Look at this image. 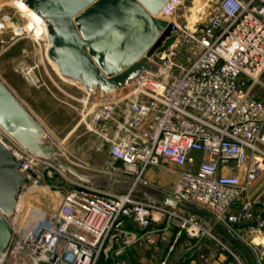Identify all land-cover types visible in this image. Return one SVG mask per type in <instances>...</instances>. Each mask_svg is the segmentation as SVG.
Here are the masks:
<instances>
[{"label":"built area","instance_id":"1","mask_svg":"<svg viewBox=\"0 0 264 264\" xmlns=\"http://www.w3.org/2000/svg\"><path fill=\"white\" fill-rule=\"evenodd\" d=\"M190 1L171 0L159 15L178 34L150 59L158 72L144 71L126 95L113 100L95 98L104 92L81 85L85 96L78 100L87 130L108 147V174L168 194L188 209L73 182L0 126V143L26 180L18 205L40 187L42 168L72 185L55 213L17 205L4 217L12 237L0 264H99L115 235L124 236V252L158 248L173 230L170 251L186 236L207 264L208 240L229 251L212 235L217 227L243 242L254 264H264V195L257 189L264 175V103L253 94L264 72V0H218L194 21L181 22L178 13ZM183 50L192 55L185 64L179 61ZM173 173L170 190L149 178ZM125 222L141 233L124 231ZM112 264L131 263L118 256Z\"/></svg>","mask_w":264,"mask_h":264},{"label":"water","instance_id":"2","mask_svg":"<svg viewBox=\"0 0 264 264\" xmlns=\"http://www.w3.org/2000/svg\"><path fill=\"white\" fill-rule=\"evenodd\" d=\"M1 1V0H0ZM46 24L49 58L64 78L88 92L117 90L144 71L158 72L150 62L178 34L159 18L171 0H21ZM0 126L26 151L45 160L76 183L131 192L154 204L187 210L168 194H157L131 181L74 165L0 81ZM16 158L0 143V259L12 237L4 217L14 214L22 186ZM234 240L236 237L232 236Z\"/></svg>","mask_w":264,"mask_h":264},{"label":"rangeland","instance_id":"3","mask_svg":"<svg viewBox=\"0 0 264 264\" xmlns=\"http://www.w3.org/2000/svg\"><path fill=\"white\" fill-rule=\"evenodd\" d=\"M28 9L22 2L14 0L0 2V81L46 135L56 142L65 158L76 165L84 166L83 168L107 173L106 169L111 166L108 147L86 128L82 108L78 102L85 96L81 84L65 79L59 74L55 63L49 58L50 41L45 33L37 35L34 29L27 28L31 22L22 11L28 12ZM178 16H181L180 13ZM181 20L185 22V19L181 18ZM172 42L173 40L169 41L165 47ZM191 59L189 50H183L179 55L180 63L185 64ZM136 79L117 90L104 92L103 95L95 98L113 100L124 96L135 86ZM95 98L93 97L92 100ZM41 170L44 178L40 187L26 193L21 203L25 208L33 206L48 213H55L72 185L60 175L50 178L47 170L43 168ZM149 178L154 185L170 190L177 174H165L164 177L151 174ZM99 186L104 188L106 185ZM257 189H264V175L257 183ZM116 192L122 191L118 189ZM206 222L213 227L212 221ZM212 235L220 238L229 250L225 251L213 241H207L206 245L209 244L207 247L219 253L217 259L222 257V264H238V261L246 264L255 263V255L243 242L234 243L232 238L219 227L214 228ZM183 261L180 260L178 264H182Z\"/></svg>","mask_w":264,"mask_h":264},{"label":"crops","instance_id":"4","mask_svg":"<svg viewBox=\"0 0 264 264\" xmlns=\"http://www.w3.org/2000/svg\"><path fill=\"white\" fill-rule=\"evenodd\" d=\"M218 0H192L180 9V17L178 19H185V21L194 20L198 16H201L207 11L213 9ZM244 4H248L251 0H241ZM195 17V18H194ZM182 21V20H181ZM260 82L262 85L256 86L254 88V97L264 103V72L260 78ZM261 192L264 195V189H261ZM206 221L208 218L203 217ZM124 231H128L131 233L140 234L135 226H133L130 222H125L123 227ZM175 230L169 232L168 242L160 245L158 248H149L145 245L141 247H134L131 249H126L123 252L124 245V236L115 235L108 245V251L106 255H103L99 264L102 262L104 264H112L113 257H120L121 259H128L131 264H178L180 260H184L182 264H203L199 261L197 252L194 248V241L188 239L186 236H183L173 251H170V247L174 241ZM233 240V239H232ZM234 243L239 244V242L233 240ZM209 244H207L208 246ZM121 251V252H120ZM120 252L122 254L117 256V253ZM124 253V254H123ZM211 260L207 264H222V257H218V252L216 250L210 249ZM122 256V257H121ZM102 261V262H101Z\"/></svg>","mask_w":264,"mask_h":264},{"label":"bare ground","instance_id":"5","mask_svg":"<svg viewBox=\"0 0 264 264\" xmlns=\"http://www.w3.org/2000/svg\"><path fill=\"white\" fill-rule=\"evenodd\" d=\"M1 1H3V0H1ZM0 1V2H1ZM14 1H18V2H22V3H24L23 1H21V0H14ZM24 5L26 6V7H28L25 3H24ZM29 8V7H28ZM23 10V9H22ZM22 14L24 15V16H27V20H29L30 19V24H28V26H27V28L29 29V30H32V29H34L35 30V32H36V34L38 35V34H42V33H45V36L47 37V39H49V36H48V30H47V27H46V24H45V22L43 21V19L39 16V15H37L36 13H34L30 8L28 9V12H25V11H22ZM30 17V18H29ZM32 20V21H31ZM49 48H51V43H50V47ZM50 50V49H49ZM49 52V51H48ZM56 65V64H55ZM56 67H57V70L59 71V74H61L60 73V70H59V67L56 65ZM65 79H67V78H65ZM70 80V79H69ZM72 81V80H71ZM6 147L7 148H9L8 147V145H6ZM25 203V202H24ZM28 203V202H27ZM26 205V204H25ZM19 208L22 206V203H21V200H20V202H19Z\"/></svg>","mask_w":264,"mask_h":264},{"label":"trees","instance_id":"6","mask_svg":"<svg viewBox=\"0 0 264 264\" xmlns=\"http://www.w3.org/2000/svg\"><path fill=\"white\" fill-rule=\"evenodd\" d=\"M102 262V261H101ZM101 264H104L103 262Z\"/></svg>","mask_w":264,"mask_h":264}]
</instances>
